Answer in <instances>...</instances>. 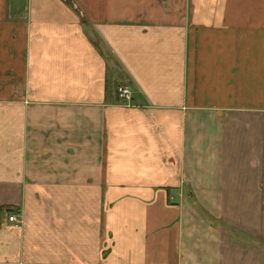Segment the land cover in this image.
<instances>
[{
	"label": "crops",
	"instance_id": "crops-1",
	"mask_svg": "<svg viewBox=\"0 0 264 264\" xmlns=\"http://www.w3.org/2000/svg\"><path fill=\"white\" fill-rule=\"evenodd\" d=\"M2 207L0 264H264V0H0Z\"/></svg>",
	"mask_w": 264,
	"mask_h": 264
},
{
	"label": "built area",
	"instance_id": "built-area-1",
	"mask_svg": "<svg viewBox=\"0 0 264 264\" xmlns=\"http://www.w3.org/2000/svg\"><path fill=\"white\" fill-rule=\"evenodd\" d=\"M119 96L125 99H129L131 96V91L127 87H118ZM8 221L12 222L13 227H17L19 224L18 215L17 214H10L8 216Z\"/></svg>",
	"mask_w": 264,
	"mask_h": 264
},
{
	"label": "rangeland",
	"instance_id": "rangeland-1",
	"mask_svg": "<svg viewBox=\"0 0 264 264\" xmlns=\"http://www.w3.org/2000/svg\"><path fill=\"white\" fill-rule=\"evenodd\" d=\"M0 211L7 212L8 213V216L10 215V212H11L9 207H2L0 209ZM11 214H18V213L16 211H12ZM18 218H19V216H18ZM20 222H21V220L19 221V224H18L17 227H15V229L19 228ZM12 227H13V225H12ZM17 264H28V263H25V262H17Z\"/></svg>",
	"mask_w": 264,
	"mask_h": 264
}]
</instances>
